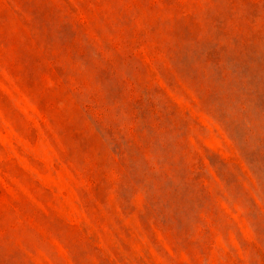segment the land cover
I'll return each mask as SVG.
<instances>
[{
	"label": "rangeland",
	"instance_id": "1",
	"mask_svg": "<svg viewBox=\"0 0 264 264\" xmlns=\"http://www.w3.org/2000/svg\"><path fill=\"white\" fill-rule=\"evenodd\" d=\"M0 264H264V0H0Z\"/></svg>",
	"mask_w": 264,
	"mask_h": 264
}]
</instances>
